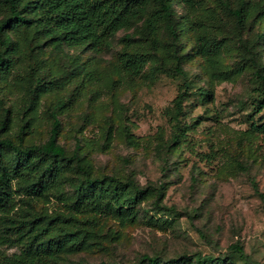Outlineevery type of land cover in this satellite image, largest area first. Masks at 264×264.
I'll list each match as a JSON object with an SVG mask.
<instances>
[{
	"label": "rangeland",
	"instance_id": "374dc122",
	"mask_svg": "<svg viewBox=\"0 0 264 264\" xmlns=\"http://www.w3.org/2000/svg\"><path fill=\"white\" fill-rule=\"evenodd\" d=\"M171 2L175 35L163 28L156 47L143 31L153 4L144 17L118 32L101 53L90 48L58 53L45 45L40 56L45 89L37 97L35 92L32 103L27 95L36 83L30 61L16 60L12 77L0 79V120L3 109L9 110L7 135L13 140L17 141L19 118L30 107L32 124L24 142L43 143L50 104L64 101L58 112L59 142L71 152L75 141H80V153L92 176L131 178L140 186L162 187V209H156L151 197L140 205L132 222L76 217L75 225L88 234L82 235V251L63 257L67 264H135L143 254L163 259L195 254L223 257L234 244L243 248L246 260L233 258L231 264H264V205L250 185L253 179L264 194V142L250 131L252 120L260 123L262 115L253 116L250 95L255 81L251 68L241 65L237 41L238 37L256 41L258 33L264 32V0ZM241 4L244 24L239 27L225 5L235 9ZM9 33L20 44L30 38L14 29ZM125 36L129 46L123 41ZM201 37L221 43L220 68L239 71L232 81L211 79L198 51ZM121 52L149 56L141 76L117 69L100 82L73 74L65 87L54 85L53 77L68 67L100 70L116 65ZM261 59L264 64V50ZM184 83L190 93L184 104L185 119L192 123L189 139L194 146L191 151L173 149L164 163L167 149L162 145L171 133L165 110ZM199 90L207 96L202 98ZM61 192L60 197L34 200L18 196L17 209L31 208L52 217L66 214L70 188L65 186ZM2 251L13 254L19 248Z\"/></svg>",
	"mask_w": 264,
	"mask_h": 264
},
{
	"label": "trees",
	"instance_id": "16d2710c",
	"mask_svg": "<svg viewBox=\"0 0 264 264\" xmlns=\"http://www.w3.org/2000/svg\"><path fill=\"white\" fill-rule=\"evenodd\" d=\"M172 0H0V79L11 78L17 70L16 60L26 59L33 65L35 87L29 89L30 103L45 86L41 83L43 61L40 56L45 45L63 53L65 49L74 51L90 48L101 53L106 50L112 38L120 31L128 29L134 22L144 17L150 5L148 17L143 23V31L154 47L160 31L166 28L175 35V13ZM191 5L193 0H179ZM237 26L244 24L243 5L230 9L225 5ZM182 27V24H179ZM10 29L18 35L30 38L20 44L13 40ZM126 46L130 41L123 38ZM242 50L241 65L251 68L255 88L250 95L253 116L264 115V64L261 53L264 50V32L257 35L256 41L237 38ZM199 55L206 64L210 77L216 82H230L233 70L220 68L222 45L218 41L204 37L198 41ZM149 56L132 55L127 52L118 54L117 64L100 70L85 69L79 66L68 67L53 77L54 85L65 87L73 74L84 80L100 82L114 70L139 77L148 65ZM35 66V67H34ZM175 71L182 75L179 67ZM47 89V88H46ZM186 83L180 85L165 117L171 128L169 139L162 159L167 163L173 149L193 150L189 139L192 123H186L184 104L189 98ZM204 98L207 93L199 90ZM65 106L64 101L50 104V120L47 137L43 143L24 142L26 130L32 124L30 107L19 118L17 141L7 135L9 110L3 109L4 118L0 120V264H67L63 257L80 252L85 247L82 235L87 231L78 228L76 217L96 216L114 218L119 221H134L140 205L153 197V205L161 210L159 201L162 187L154 185L140 186L133 179L122 180L114 176H92L80 153V141L76 140L71 152H67L59 142L62 129L58 112ZM259 117L252 120L250 131L264 142V120ZM245 170L243 167L241 168ZM253 191L264 205V194L253 179L250 180ZM68 186L71 196L66 205V214L55 217L36 213L31 208L24 212L17 209L16 198L23 196L29 200L49 198L62 194ZM19 248L17 253L6 254L3 248ZM233 258L246 260L243 248L234 244L223 257L210 255H181L163 259L160 256L143 254L135 264H231ZM82 264V263H76ZM108 264V263H100Z\"/></svg>",
	"mask_w": 264,
	"mask_h": 264
}]
</instances>
